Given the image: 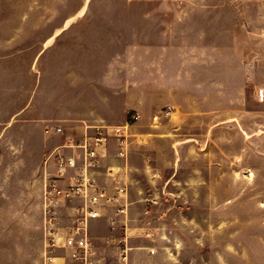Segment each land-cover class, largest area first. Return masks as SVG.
Segmentation results:
<instances>
[{
    "label": "crops",
    "instance_id": "obj_1",
    "mask_svg": "<svg viewBox=\"0 0 264 264\" xmlns=\"http://www.w3.org/2000/svg\"><path fill=\"white\" fill-rule=\"evenodd\" d=\"M247 6L83 5L50 36L8 51L0 31V175L14 176L0 182V264H82L48 246L49 219L65 233L80 201L47 192L51 153L75 154L71 138L115 124H128L126 155L110 134L88 172L119 195L91 219L98 264H258L262 250L240 246L258 236L242 227L264 208V15ZM132 110L141 116L128 123Z\"/></svg>",
    "mask_w": 264,
    "mask_h": 264
},
{
    "label": "built area",
    "instance_id": "obj_2",
    "mask_svg": "<svg viewBox=\"0 0 264 264\" xmlns=\"http://www.w3.org/2000/svg\"><path fill=\"white\" fill-rule=\"evenodd\" d=\"M257 93L258 97L264 100V84L258 88ZM165 112L169 113L170 108H167ZM140 116V111H130L128 123L138 120ZM157 116L158 114L154 115L155 118ZM56 129L58 131L63 130L62 126H57ZM110 134H114L117 138L118 155L125 156L129 136L128 124H115L111 129L100 128L95 134H86L80 140L71 138L70 145L79 149L75 154H67L60 149L51 153L56 157L58 172L48 179L46 184L47 192L69 197L70 199L80 197V201L74 207L76 211L75 221L65 233H61L60 229L55 227L54 217L49 219L52 222V227L49 230L48 246L51 251H57L55 249L60 248V246L67 247L70 250V255L82 264H98L93 249L94 243L90 228L91 219L101 215V205L104 200H113L119 197V195L109 196L104 187L88 175L91 168L100 165L98 148L107 143ZM71 168H76V172L70 175L71 180L67 183L62 182L61 178L65 177ZM126 189L124 185L119 187V190L123 192H126ZM118 211L125 212L126 204L119 206ZM144 235L147 238H153L156 234L151 230H146ZM118 241H124V254L122 256L126 258L127 240L123 237ZM148 247L151 251L156 249L152 245H148Z\"/></svg>",
    "mask_w": 264,
    "mask_h": 264
},
{
    "label": "rangeland",
    "instance_id": "obj_3",
    "mask_svg": "<svg viewBox=\"0 0 264 264\" xmlns=\"http://www.w3.org/2000/svg\"><path fill=\"white\" fill-rule=\"evenodd\" d=\"M246 1L248 0H241V6H247L245 5ZM263 1L264 0H255L254 3H251L247 6L253 12H256L257 20H259V18L264 15L262 11V14L260 16V9H263L264 7V5H261ZM96 4L129 6H182L185 4V0H0V31L2 34V50L8 51L9 49H14L16 46L17 48H20L21 46H24L26 44L35 43L34 39H30L29 36H33L34 38L45 37L48 35L50 36L53 32L58 30V27H60V19H63L62 17H64L65 15H70V12L68 14H65L64 11H76L83 5ZM14 33L19 34L16 40H9L8 38H4L10 34L13 35ZM239 35L240 37L245 36L243 32H239ZM255 36L264 38V30L257 31ZM257 49V51L259 52H264V44H258ZM243 50V47H241V51ZM258 63H260L261 66H264L263 61ZM258 70L257 72L260 73V69ZM259 73V79H263L264 74ZM259 87L260 85H258V88ZM260 116L261 114H258V119L264 121V116ZM250 174H253V172H251ZM13 177L14 176L0 175V182L7 181L8 179ZM258 181L260 183L264 182V177H261ZM256 193L258 198L264 197V191H258ZM263 214L264 208H257L258 220L256 224H251L249 227L243 224L242 227V229L246 230V232H252L250 230H255L258 236L253 238L245 237L240 240V246L242 250H262L261 254L257 255L258 264H263L264 261V222L260 221ZM253 227L255 228L252 229ZM96 257L99 258L98 253Z\"/></svg>",
    "mask_w": 264,
    "mask_h": 264
}]
</instances>
